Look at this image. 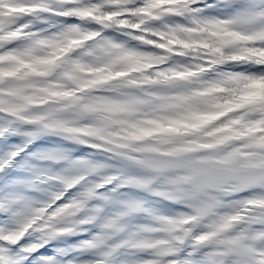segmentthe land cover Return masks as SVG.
Wrapping results in <instances>:
<instances>
[{"label":"snow or ice","instance_id":"1","mask_svg":"<svg viewBox=\"0 0 264 264\" xmlns=\"http://www.w3.org/2000/svg\"><path fill=\"white\" fill-rule=\"evenodd\" d=\"M15 134L0 264H264V0H0Z\"/></svg>","mask_w":264,"mask_h":264},{"label":"rangeland","instance_id":"2","mask_svg":"<svg viewBox=\"0 0 264 264\" xmlns=\"http://www.w3.org/2000/svg\"><path fill=\"white\" fill-rule=\"evenodd\" d=\"M26 139L27 138L22 134L9 135L7 138H0V156L7 153L14 146L23 144ZM59 143H61L60 139L55 136L42 135L36 138L32 142V144L28 146L25 153L21 154V163L23 162V160H31V157L27 156V152H33L39 149L52 148ZM73 147L74 151H72L71 153L73 157L83 156L85 155L86 151H90V149H85L83 146ZM25 168L26 165H24L23 167L20 165H14L12 167H9L5 173H0V190H7L5 189L6 184H8L10 187H19V185L14 184L13 182L18 181L19 179L28 175V172L25 171ZM121 191L130 190L122 189ZM31 194L37 198H42L41 193L33 192ZM0 195H2V191H0ZM131 223L141 224L145 223V221L142 219V217L136 216L134 219H132ZM87 227H89L92 232L97 231V229L95 227H92L91 225ZM84 238H87V233H85L84 235H69L62 239L52 240L51 242L46 244L44 248L40 249V252L38 254L52 255L53 251L57 247L71 249V246L75 245L79 240ZM73 255H75V253L70 250L68 256L65 258H71Z\"/></svg>","mask_w":264,"mask_h":264}]
</instances>
